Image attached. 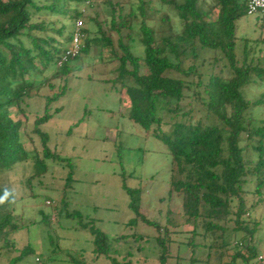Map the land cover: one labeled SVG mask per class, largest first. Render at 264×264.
<instances>
[{
    "label": "trees",
    "instance_id": "1",
    "mask_svg": "<svg viewBox=\"0 0 264 264\" xmlns=\"http://www.w3.org/2000/svg\"><path fill=\"white\" fill-rule=\"evenodd\" d=\"M138 1L137 11L131 8L123 16L115 9L119 2L104 0L93 4L89 8H100L102 16L109 13L110 18L102 22L99 12L95 17L86 16L85 0H0V172H10L18 163L30 159L23 140L26 126L13 117L12 109L27 115L26 101L46 84L45 73L54 69L55 78L62 79L71 74L72 62L90 53L93 43L108 47L111 59L119 63L114 80L127 91L130 120L164 143L172 157L170 206L164 223L142 209L141 193L124 183L135 214L128 226H133L135 233L118 241L138 235L141 223L153 232L155 245L160 249L159 264H204L200 259L203 253H199L205 249L207 259L214 251L220 255L218 264H253L258 259L263 262L258 235L264 216L259 220L255 217L264 208V115L256 117L252 109L264 108V93L258 100L250 101L242 91L252 84L264 85V58L257 57L264 41L253 44L249 38L238 37V23L250 16L247 8L251 0H214L207 9L200 6L201 0H160L175 10L180 31L173 27L169 15L162 18L169 23L167 29L149 26L147 9L152 8L151 1ZM72 4L86 9L72 8ZM138 13L142 20L135 23ZM43 15L48 18L42 19ZM259 15L264 13L254 16ZM54 18L64 23L59 25ZM82 18L96 23L100 34L87 37L81 55L59 67V59ZM65 22L73 25L70 33ZM103 23L108 25V35L102 31ZM138 26L143 36V56L133 52V30ZM84 32L89 36L87 29ZM66 87L63 85L61 93L46 97V110L43 116H36L32 133L40 138L43 148V158L37 157V161L54 160L71 167V160L49 147V136L41 129L53 117L49 106L65 95ZM30 139L34 141L31 136ZM174 171L179 177L174 176ZM251 182L255 184L251 191L254 199L248 205L247 186ZM73 183L71 168L63 191ZM5 193L7 199L0 203V257L10 258L9 252L15 248L12 236L24 226L18 224L11 209L14 195L0 186V197ZM48 201L55 205L49 199L46 204ZM62 205L66 208L64 199ZM173 205L176 209L181 207V213ZM58 209L56 206L55 214L61 217ZM62 216L80 219L76 228L90 232L94 244L91 253L98 261L103 258L109 264H122L113 256L108 236L92 221L80 214L66 212ZM52 217L44 215L45 226H50ZM232 222L234 227L229 225ZM187 226L192 229L184 230ZM233 235L238 239L236 245L228 241ZM198 238L201 244H197ZM208 238L211 244L207 243ZM182 248L184 252L179 255ZM62 251L73 257L67 250ZM183 254L187 259L180 257ZM78 255L79 260L85 259V253L79 251ZM32 256L40 263L35 249L28 244L8 264H27ZM208 263L209 260L205 264Z\"/></svg>",
    "mask_w": 264,
    "mask_h": 264
},
{
    "label": "rangeland",
    "instance_id": "2",
    "mask_svg": "<svg viewBox=\"0 0 264 264\" xmlns=\"http://www.w3.org/2000/svg\"><path fill=\"white\" fill-rule=\"evenodd\" d=\"M128 1L114 0L120 4L115 6L118 15H125L131 8L137 11L139 1ZM144 1H151L152 8L147 9L149 26L156 30L167 29L169 23L163 22L162 18L169 15L176 31L182 29L171 6L163 5L160 0ZM213 3L214 0H201L200 6L207 9V6ZM78 6L84 10L81 4H72V8ZM97 12L98 19L102 22L110 18L109 13L105 14L107 17L104 14L102 16L101 9L97 7L87 8L85 14L95 17ZM138 14L139 19L135 23L142 20L140 13ZM214 17L216 18V14ZM41 18L45 20L48 17L43 15ZM54 19L60 22L59 25L64 23L58 21V18ZM82 19L85 22L84 29L89 31V36L85 34L84 37L85 45L87 37L92 39L100 33L96 23ZM262 22L264 15L243 18L238 23V37L249 38L253 44L264 41ZM66 24L67 32L70 33L73 25ZM107 26L105 23L102 25V31L106 35L109 34ZM127 33L125 31V34ZM133 37V52L143 56L145 48L139 26L133 30ZM258 48L261 52H258L257 57L264 58V43H260ZM118 67L119 63L111 59L108 47L93 43L90 53L72 62L70 75L59 79L55 78L54 69L45 73L43 78L48 80L46 84L37 95L36 91H33L35 96L26 101L27 115L24 116V113L16 108L12 109L13 117L22 120L26 126L23 140L30 152V159L18 163L10 172H0V186L8 188L14 195L15 202L11 209L15 212L18 224L24 226L12 236L15 248L10 250V258L0 257V264H8L9 259L17 256L28 244L35 249L40 263L32 256L26 260L27 264H109V261L103 258L98 261L97 256L91 253L94 247L92 235L76 228L80 226L79 218L62 216L66 212L82 215L86 221H92L95 228L104 232L114 249L113 256L118 257L122 264H159L160 249L155 245L153 232L146 225L140 223L138 235L118 241L122 236H132L135 233L133 226H128L131 220H135V214L130 209V196L124 190L123 184L138 190L142 197V209L149 211L151 217L159 218L164 223L166 210L170 206L168 196L172 181V157L165 144L151 134L148 135L129 118L130 101L127 91L114 80L118 76ZM63 85L67 86L66 93L49 106V113L53 117L41 129L49 136V147L57 150L62 158L71 160V167L54 160L37 161V157L43 158V148L40 138L32 133L36 116H43L46 110V97L61 93L60 88ZM51 86H54V89H51ZM242 92L246 99L256 101L264 93V85L252 84ZM252 112L256 117H261L264 115V108L255 107ZM30 136L34 139L33 142ZM71 168L74 183L63 191ZM174 176L179 177L176 171ZM254 189L255 184L251 182L247 186L248 205L253 203L254 196L251 191ZM48 199L55 205L46 204ZM62 199L66 202L67 211L63 208ZM56 206L62 213L61 217L58 213L55 214ZM176 207L173 205L177 211L179 206L177 209ZM179 210L181 213V207ZM43 214L53 216L50 226L44 225ZM263 216L264 208L255 218L259 220ZM229 225L233 226V222ZM191 229L187 226L184 230ZM211 236L212 234H209V238ZM209 238L207 243L211 244L212 240ZM237 240L233 235L228 241L236 245ZM258 242L259 256L264 257V223L258 235ZM201 243L202 240L198 238L197 244ZM62 250H67L73 257L63 254ZM7 251L5 250V253ZM79 251L85 253L84 260H79ZM183 252L182 248L178 254ZM207 252L205 249L199 253H203L200 259L204 264L207 260L208 264H218L220 255L214 251L211 259H207ZM180 257L187 259L188 256L183 254ZM71 259L77 260V263ZM253 264H264V261L259 262L258 259Z\"/></svg>",
    "mask_w": 264,
    "mask_h": 264
},
{
    "label": "built area",
    "instance_id": "3",
    "mask_svg": "<svg viewBox=\"0 0 264 264\" xmlns=\"http://www.w3.org/2000/svg\"><path fill=\"white\" fill-rule=\"evenodd\" d=\"M104 1V0H85V7L89 8L93 4ZM83 11H85V9ZM247 13L250 16H254L257 14L264 13V0H251L248 4ZM85 22L83 20H78L74 34L73 39L70 42L69 46L66 48L65 52L59 59L58 65L59 67L63 66L65 63L69 62L71 59H75L79 57L82 53V50L84 48V32ZM50 202L48 201V205Z\"/></svg>",
    "mask_w": 264,
    "mask_h": 264
},
{
    "label": "clouds",
    "instance_id": "4",
    "mask_svg": "<svg viewBox=\"0 0 264 264\" xmlns=\"http://www.w3.org/2000/svg\"><path fill=\"white\" fill-rule=\"evenodd\" d=\"M7 199V193H5L4 197H0V203H4V201Z\"/></svg>",
    "mask_w": 264,
    "mask_h": 264
}]
</instances>
